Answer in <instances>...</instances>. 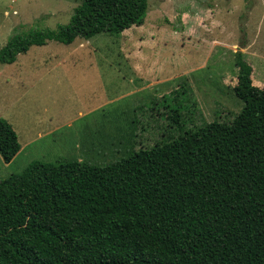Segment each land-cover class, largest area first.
<instances>
[{
	"label": "trees",
	"instance_id": "1",
	"mask_svg": "<svg viewBox=\"0 0 264 264\" xmlns=\"http://www.w3.org/2000/svg\"><path fill=\"white\" fill-rule=\"evenodd\" d=\"M149 8L82 0L66 24L12 35L0 62L52 40L120 34L143 25ZM237 64L244 107L229 121L188 127L197 105L187 100L184 111L173 91L178 106L154 145L107 165L35 161L0 178V264H264V88L239 53ZM20 150L1 117L4 161Z\"/></svg>",
	"mask_w": 264,
	"mask_h": 264
},
{
	"label": "rangeland",
	"instance_id": "2",
	"mask_svg": "<svg viewBox=\"0 0 264 264\" xmlns=\"http://www.w3.org/2000/svg\"><path fill=\"white\" fill-rule=\"evenodd\" d=\"M81 2L0 0V47L16 33L68 23ZM149 6L143 25L120 34L52 40L12 64L0 62V118L12 123L21 143L10 163L0 153L1 179L35 161L107 165L154 145L163 116L178 106L173 91L184 111L187 100L197 105L188 127L202 118L231 120L244 107L234 90L238 53L264 88V0H149Z\"/></svg>",
	"mask_w": 264,
	"mask_h": 264
},
{
	"label": "crops",
	"instance_id": "3",
	"mask_svg": "<svg viewBox=\"0 0 264 264\" xmlns=\"http://www.w3.org/2000/svg\"><path fill=\"white\" fill-rule=\"evenodd\" d=\"M22 75V74H21ZM47 132H49V131H47Z\"/></svg>",
	"mask_w": 264,
	"mask_h": 264
}]
</instances>
